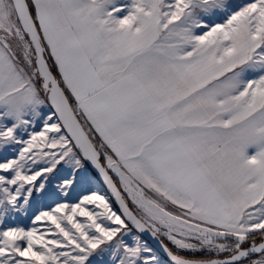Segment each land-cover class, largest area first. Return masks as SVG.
I'll list each match as a JSON object with an SVG mask.
<instances>
[{"label": "snow or ice", "instance_id": "1", "mask_svg": "<svg viewBox=\"0 0 264 264\" xmlns=\"http://www.w3.org/2000/svg\"><path fill=\"white\" fill-rule=\"evenodd\" d=\"M0 264H264V0H0Z\"/></svg>", "mask_w": 264, "mask_h": 264}]
</instances>
